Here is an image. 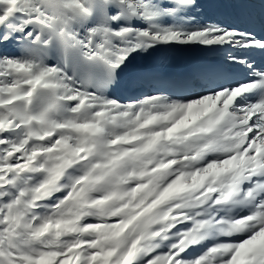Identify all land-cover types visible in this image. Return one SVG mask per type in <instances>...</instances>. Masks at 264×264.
Listing matches in <instances>:
<instances>
[{
    "label": "snow or ice",
    "instance_id": "6c2138e0",
    "mask_svg": "<svg viewBox=\"0 0 264 264\" xmlns=\"http://www.w3.org/2000/svg\"><path fill=\"white\" fill-rule=\"evenodd\" d=\"M0 264H264V0H0Z\"/></svg>",
    "mask_w": 264,
    "mask_h": 264
},
{
    "label": "bare ground",
    "instance_id": "6f19581e",
    "mask_svg": "<svg viewBox=\"0 0 264 264\" xmlns=\"http://www.w3.org/2000/svg\"><path fill=\"white\" fill-rule=\"evenodd\" d=\"M178 52L182 55V58L184 59L186 63H192L194 59H198L201 62H205L209 59H214L220 55L219 53H208V52H203V51H198V50H182ZM167 54L168 52L160 53L159 61L161 62L162 58ZM137 63L142 64V63H145V61L138 60ZM118 92L121 94V96L126 95L123 92V90L118 89ZM189 251L192 252L193 254H196L195 251L192 249H190Z\"/></svg>",
    "mask_w": 264,
    "mask_h": 264
}]
</instances>
